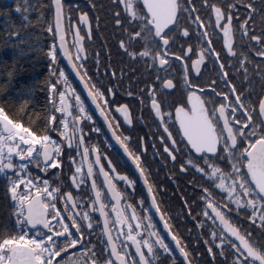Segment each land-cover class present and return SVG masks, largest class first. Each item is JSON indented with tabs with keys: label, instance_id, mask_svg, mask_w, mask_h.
Wrapping results in <instances>:
<instances>
[{
	"label": "snow or ice",
	"instance_id": "6c2138e0",
	"mask_svg": "<svg viewBox=\"0 0 264 264\" xmlns=\"http://www.w3.org/2000/svg\"><path fill=\"white\" fill-rule=\"evenodd\" d=\"M88 2L96 7L93 0ZM113 4L112 26L123 37L118 47L154 70L137 89L138 96L128 93L141 108L148 107L157 130L164 133L154 142L149 137L153 157L162 154L180 172L200 177L195 198L180 199L183 215L194 221L196 237L203 238L209 264H215L217 256L224 264H264V241L258 242L236 223L244 216L264 237V68L258 73L262 92L252 93L255 99L246 98V92L255 88L254 82L249 83L248 52L254 51L264 61V27L257 28L255 16L260 10L255 0H199V4L195 0H113ZM260 4L264 7V0ZM30 7L29 0L15 5L21 13ZM51 8L55 27L48 26L53 35L45 54L50 59L49 73L58 75L63 87L57 88L51 80L46 84L44 130L37 135L0 106V177L14 218L11 227L0 229V264H156L158 253L170 257L173 264L178 257L180 264H192L193 257L173 231L168 213L162 211L149 169L143 166L144 137L139 140L141 151L130 149L131 138L118 134L121 125L110 116L114 110L125 126H133L127 104L117 103L108 110L109 97L115 99L118 86H90L87 71L81 75L77 70H83L87 62L83 37L77 30L75 59L84 62L77 65L65 47V4L51 0ZM182 17L187 26H181ZM79 19L90 41L87 12L81 11ZM259 19L264 25V13ZM17 36V31H10L5 38ZM193 36L195 42H191ZM237 36L247 42L248 52L237 51ZM56 41L90 104L63 68L55 72ZM235 57L239 58L233 63ZM209 61L216 68L209 75H217L219 85L216 80L200 79ZM96 62L99 68V56ZM226 68L237 76L243 72L248 88L239 91ZM108 74L106 70L104 75ZM111 78L117 79L115 72ZM218 86L226 90L217 91ZM176 92L179 96H172ZM25 106L22 103L17 111ZM102 129L118 149L115 163L95 143H87L90 135H99ZM56 131L58 138L49 135ZM156 143L162 145V152L156 150Z\"/></svg>",
	"mask_w": 264,
	"mask_h": 264
},
{
	"label": "flooded vegetation",
	"instance_id": "af4514ba",
	"mask_svg": "<svg viewBox=\"0 0 264 264\" xmlns=\"http://www.w3.org/2000/svg\"><path fill=\"white\" fill-rule=\"evenodd\" d=\"M62 1L65 4L64 17L67 50L73 58V63H77V65H79V63H84L83 61L77 62L75 59L77 53L74 40L76 32L79 30L80 36L83 37L81 43L86 50L85 57L87 62L84 63L83 70L79 69V67H77V70L81 71V75H83L84 70L87 71L88 77L90 78V86L92 83H95L97 87H101L102 89L106 88L108 84H115L118 86L117 91L114 93L115 99L109 97L108 110L113 109L117 103H125L129 106V110L133 117V126L127 127L124 125L122 117L117 112L114 110L110 111V116L116 117V122L121 125L118 130V134L122 133L123 135L129 136L132 141V143L129 144V147L135 151H141L139 147V140L141 136L144 137L147 154H144V152L141 151V160L143 162V166L149 169V180L150 183L153 184L154 193L162 211L168 213L173 231L177 232L181 236L182 244L187 246L190 255L193 257L192 264H209V257L206 252V246L203 243V238L196 237L197 230L194 226V221L183 215V202L180 199L181 196L189 201L195 198L197 195L195 185L201 182L200 177H194L191 173L186 175L180 172L177 166L167 162V158L162 154L160 156L153 157L152 143L149 141V137H151L152 142H154L157 137L163 135L164 133L157 130L156 123L151 120V114L149 113L148 107L145 106L144 108H141L139 102L128 95V93L131 92L133 93V96H138L139 92L137 89L144 83L145 78L149 77L150 73L154 70L145 67L143 61L130 59L118 47V41L123 37L116 35L115 33L118 30L112 26L114 21L111 14L116 10L113 0H93V3L96 5L95 8L89 4L88 0ZM133 2H135V0H133ZM195 2L199 4V0H195ZM209 2H213V0H209ZM215 2L220 3L222 0H215ZM229 2H231V0H229ZM255 3L256 7L260 10V12H258L255 16L257 28L264 27L259 19L260 13H264V7L261 6L260 0H255ZM238 6L241 7L242 11H246V9H243L242 5ZM81 11H85L88 14L89 27L91 29L90 41L87 35L88 29L82 26L79 19V13ZM204 11L205 10L202 9V14ZM184 21L185 18L182 17V27L187 26ZM195 41L196 37L193 36L191 42ZM236 41V48L238 52L241 50L248 52L246 41H241L239 36L236 37ZM215 46L219 48V42H217ZM56 50L59 54V59L56 61L55 72L58 74L60 68H63L69 82L76 89V91L81 94L85 103L90 104L87 93L84 90L83 85L80 83L79 78L76 76L72 66L68 64V61L63 54L59 53L58 46ZM248 55L251 59V65L247 66L250 77L249 83L254 82L255 88L252 89L251 92H246V98L255 99L252 93L262 92L261 81L258 78V73L261 68H264V61L256 56L254 51L248 52ZM97 56H99V68L97 67L96 62ZM238 58L239 57H235L233 59V63H236ZM105 66H108V68L106 69ZM106 70L109 73L108 76L104 75ZM225 70L230 73L228 79L232 80L233 83L239 86V91H244L248 88V85L243 83V72L237 76L233 69L226 68ZM98 72L99 75H97ZM112 72H115L117 79L113 80L111 78ZM121 72H123L122 79L120 78ZM209 73H216V68L213 66L211 61H209L207 67L204 68V74L200 76V79L204 80L205 78H208L209 80H216L219 85L218 76L209 75ZM134 79L136 82H133ZM51 81L57 84V88L63 87V83L58 82V75H52ZM222 89L223 86L217 87V91ZM172 96H179V92L173 93ZM72 102L74 103V97ZM217 103H220V101L218 100ZM72 111L74 112V109ZM96 115L98 116V113ZM137 117H140L141 119L137 120ZM70 119L71 117H69V120ZM69 127H71V125H69ZM49 135L57 138L59 137L58 131L49 132ZM87 143L89 146L92 143H95L98 146L99 151L106 153L109 158L114 160L115 163L114 150L118 149L115 146V142L111 140L110 134L107 133L106 129H102V133L99 135H90L87 139ZM110 144L112 147H109ZM155 147L157 151L162 152L161 144L156 143ZM61 154L66 155L63 151ZM118 170L127 171V169L123 168H119ZM63 179L64 176H61V180ZM189 181H192V183L189 184ZM118 186L121 187L122 191L124 190L122 182H120ZM73 194L76 195L75 192ZM139 194L140 193L137 190V195ZM129 199L132 200L133 198L129 197ZM197 207H199V205H197ZM138 212L142 215V210L139 208ZM153 218L157 221L158 229L163 231L162 225L158 222V218L155 216ZM236 223L243 225L246 230L250 231L253 238L257 239L258 242L264 241V237H260L255 225H249L246 217L242 216L240 219L236 220ZM189 229H191V231H189ZM164 235L166 239H169L166 233H164ZM140 238L142 239V237ZM197 254H199L198 259L196 258ZM156 264H173V262H171L170 257L167 255L158 253ZM175 264H180L179 257ZM215 264H224V261L221 257L217 256Z\"/></svg>",
	"mask_w": 264,
	"mask_h": 264
},
{
	"label": "trees",
	"instance_id": "16d2710c",
	"mask_svg": "<svg viewBox=\"0 0 264 264\" xmlns=\"http://www.w3.org/2000/svg\"><path fill=\"white\" fill-rule=\"evenodd\" d=\"M17 2L0 0V106L11 119L19 120L39 135L45 127L46 84L52 79L45 52L52 44L53 33L48 26L51 23L54 29V16L51 0H29L27 13L16 11ZM19 2L23 6V0ZM10 31H17L18 36L6 39ZM22 103L26 106L18 112ZM12 207L0 177V229L14 223Z\"/></svg>",
	"mask_w": 264,
	"mask_h": 264
},
{
	"label": "water",
	"instance_id": "95a60500",
	"mask_svg": "<svg viewBox=\"0 0 264 264\" xmlns=\"http://www.w3.org/2000/svg\"><path fill=\"white\" fill-rule=\"evenodd\" d=\"M52 10H53V16H54V9H52ZM53 23H54V27H55V21ZM62 26H63V31H64L65 47L67 48V44H66V33H65V17H64V15H63V20H62ZM56 44H57V46L59 48V41H56Z\"/></svg>",
	"mask_w": 264,
	"mask_h": 264
}]
</instances>
